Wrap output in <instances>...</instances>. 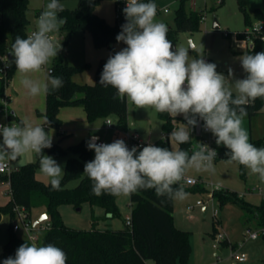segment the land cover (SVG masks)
Instances as JSON below:
<instances>
[{
  "label": "clouds",
  "instance_id": "clouds-1",
  "mask_svg": "<svg viewBox=\"0 0 264 264\" xmlns=\"http://www.w3.org/2000/svg\"><path fill=\"white\" fill-rule=\"evenodd\" d=\"M63 10L59 0H49L36 29L26 38L17 36L12 44L10 54L16 71L31 96L48 94L50 88L63 86L60 77L49 75L44 82L30 78V74L45 69L50 73L48 66L62 50V44L54 41L51 34L67 22L59 16ZM156 12L152 0H126V23L116 36L117 42L126 47L109 56L99 83L116 89L117 99H126L137 109L151 108L173 117L182 115L187 123L170 133L177 145L188 143L191 129L197 126L198 119L202 120L204 130L213 134L216 145L227 149V162L244 166L264 182V147L250 143L243 126L245 106L257 98L264 99V51L239 57L244 78H234L232 68L226 77L202 55L193 58L188 48L174 47L167 37V25L156 20ZM51 147L52 136L43 125H33L27 119L0 124V162L14 161L32 152L40 157L42 174L50 178L53 188H58L64 170L44 154L43 150ZM87 147L94 150L95 157L85 164L83 172L93 181L92 191L97 196H130L141 189H154L158 197L184 200L188 193L182 186H173L180 184L190 169L213 171L217 157L216 149L203 143L195 145L191 154L152 143L138 151L137 146L129 149L123 139L101 144L88 142ZM67 260L66 252L52 243H24L14 257L4 259L2 264H67Z\"/></svg>",
  "mask_w": 264,
  "mask_h": 264
},
{
  "label": "rangeland",
  "instance_id": "rangeland-1",
  "mask_svg": "<svg viewBox=\"0 0 264 264\" xmlns=\"http://www.w3.org/2000/svg\"><path fill=\"white\" fill-rule=\"evenodd\" d=\"M29 5L25 13L27 19V36L36 29L39 16L36 10H41L42 4L49 3V0H28ZM63 5V11L72 10L77 5V0H59ZM126 0H100L95 6L93 12L101 17L106 23L114 24L116 21L117 11H121ZM156 4V20L167 25V37L172 41L173 46H183L189 49V55L193 58L203 56L206 62L215 63L217 71L223 73L226 77L228 69L234 70V78H244L240 64L238 51L243 50L237 39L238 34H250L252 27H257L260 21L256 18L254 10L257 8L262 10L260 0H244L243 9L246 14L249 26H245L244 14L239 7L237 0H154ZM181 8L185 12L194 11L204 18L199 24L198 31H177L174 23V14L177 8ZM166 10V12H165ZM42 10L40 12H43ZM63 17L62 14H59ZM216 20L218 29L212 28L213 21ZM82 31H75L68 38H65V32L60 28L58 32L51 34L54 41L62 44L63 54L68 65L74 67H85L81 72L83 75L87 73L85 80L81 79L84 84H92L94 81V73L98 63L101 60H107L110 55L126 47L123 42L114 41L109 47L96 48L93 45L91 37L85 33L86 37H90V45L85 46L80 36ZM223 33H227L228 37H224ZM256 34V33H255ZM254 34V35H255ZM88 48V49H87ZM14 63V57H12ZM51 67V64L48 66ZM94 68V69H93ZM48 70L40 73L30 74V78L41 82L46 81ZM22 76L16 71L8 81V86L17 87L22 97L16 101L8 99L7 105L16 104V106H31L38 102L44 103L43 94L31 96L27 89L21 84ZM235 96V92L233 93ZM126 111V127L128 133H135L140 140L153 143L162 136H165L161 129L162 121L157 117V112L151 108L137 109L134 104L128 102ZM173 117V116H172ZM177 117H183L182 115ZM33 125H42L39 116L33 114ZM61 126L59 130L47 131L52 136V144L59 145L62 149L72 146L83 138L98 137L104 143H112L122 138V131L117 126V116L109 114L105 117H99L92 122H87L85 114L81 109L63 108L60 110ZM7 121L5 114L0 113V124ZM106 121L112 125L107 129ZM12 124L15 121H8ZM183 123L174 124V130L180 128ZM243 126L249 133L250 140H256L264 136V107L261 112L250 120L245 116L243 118ZM195 128V127H194ZM194 128L191 129V141L195 145L199 144L200 137L195 135ZM170 133L167 134L169 149H176V143L171 140ZM65 135V136H63ZM203 138V144L209 145L210 148L221 150L224 147L215 143V137L211 132L208 136L200 134ZM45 155L51 156L59 165L64 166L69 158H76L74 154L67 151L63 155L50 154L43 150ZM95 157L94 150H91L89 161ZM39 156L32 152H27L17 160L7 161L11 172L19 170L22 166L30 165L34 169L35 179L42 183H50V178L42 174L39 165ZM216 159V158H215ZM213 161V171H197L190 169L186 172L184 178H191L198 182L201 190H192L194 186H189L182 180L180 186L186 188L188 193L184 200H173L172 220L174 227L180 231L188 233L189 253L185 264H263L264 262V238L261 233L256 240L248 239L249 233L259 232L257 224L249 216L244 219V214L236 205L226 203L219 206L213 198V192L227 191L235 193L242 197L243 200L252 205H259L264 200V182H261L258 175L252 174L245 169V178L242 180L239 176L237 163H228L227 159H216ZM87 162H84L86 164ZM63 176V173H62ZM79 182L78 178H72L65 182L66 189H73ZM6 183L0 181V206L5 205L10 196L4 190ZM118 210L117 217H104L103 212L97 207H91L87 203H83L79 209H75L71 205H61L58 207V213L62 223L69 229L75 231H89L92 228L98 230H116L120 229L127 218L130 217V204L128 196H118L116 199ZM206 212L203 213V210ZM41 212L32 209L29 213V220L34 222ZM248 215V214H247ZM0 264L7 258V254L3 251V247L8 240L9 221L6 216L0 215ZM215 227L213 233L212 228ZM16 237L26 238V233L18 224L15 232ZM222 236V240L217 241L216 238ZM233 250L238 255L243 254L246 257L244 263H238L233 257ZM217 253V254H216ZM175 264H181L176 261Z\"/></svg>",
  "mask_w": 264,
  "mask_h": 264
},
{
  "label": "trees",
  "instance_id": "trees-1",
  "mask_svg": "<svg viewBox=\"0 0 264 264\" xmlns=\"http://www.w3.org/2000/svg\"><path fill=\"white\" fill-rule=\"evenodd\" d=\"M100 0H77V5L72 10H65L59 14L66 18V23L61 27L68 38L75 31L88 33L93 45L96 48L109 47L116 40V36L121 32V26L126 23L122 7V15L116 19L114 24L106 23L101 17L94 14L93 10ZM154 0H152L153 2ZM262 10L255 9V16L260 21V26L256 34H250V43L247 47L238 51V54H255L264 51V0H260ZM149 2V0H142ZM240 9L244 14L245 26H249L246 14L243 9L244 0H237ZM183 0H180V5ZM28 0H0V55L6 56L11 51L12 44L17 36L27 37L26 11ZM201 15L198 12H185L181 6L176 9L174 23L177 31H198ZM238 40L245 39V34L240 33ZM11 55V54H10ZM11 60L8 61L3 74H0V109L3 108L1 100L5 96V87L15 72V66ZM107 60H101L94 73L92 84H79L73 77L81 73L85 67H74L66 63L63 54L58 56L51 63L49 75L60 77L63 86L57 90L50 88L48 94H44L45 108L42 113L36 115L43 119L42 125L45 131L59 130L61 120L59 111L63 108L81 109L87 122H92L99 117L109 114L117 116V126L120 131H127L126 127V99L121 101L116 98V89L111 86H104L99 83L103 66ZM246 75V74H245ZM250 120L261 112L264 107V99L257 98L245 106ZM6 118L9 121L19 123L20 120L14 113L6 107ZM157 117L162 121L161 129L166 133L164 139H159L153 143L158 147L169 148L167 134L173 131L174 123H187L182 118L171 117L167 113H158ZM46 119L48 123H46ZM199 143H202L200 133ZM90 140L84 138L80 142L62 149L57 144H52L51 148L44 149L50 154L63 155L67 151L76 158L66 160L63 176L58 188H53L50 183L42 184L35 179L34 169L30 165L22 166L19 170L10 172L9 175H0V181L8 183L9 201L0 206V215L6 216L9 221L8 240L3 247L7 258L15 256L17 248L24 244H30L26 238L16 237L13 226L15 215L14 207L24 208L28 214L32 209L46 214L48 228L39 233L36 244L46 245L52 243L62 248L68 257L67 264H175L179 261L186 263L189 253L188 233L180 231L174 227L172 220L173 199L166 196L158 197L154 189H141L137 193L128 196L130 210V224L124 222L120 229L98 230L92 228L89 231H75L67 228L58 213L61 205H71L79 209L83 203L91 207L100 209L104 217H117L118 210L116 199L108 193L97 196L93 193V181L84 173V162H88L91 150L87 147ZM250 143L258 148L264 147V136ZM195 142L189 140L186 144H176V149L187 150L192 153ZM142 150V149H139ZM138 150V151H139ZM216 159H227L225 155L227 149L217 150ZM215 159V160H216ZM239 176L245 178L244 166L237 164ZM72 178H78L79 182L73 189H66L65 182ZM174 188L181 187L179 184ZM183 187V186H182ZM184 191L186 188H184ZM199 185L192 190H201ZM213 198L219 206L226 203L236 205L248 219L255 221L262 231L264 238V200L259 205H252L235 193L227 191L213 192ZM248 214V215H247ZM40 223V224H41ZM18 227V226H17ZM213 233L215 227L212 228ZM264 264V262H263Z\"/></svg>",
  "mask_w": 264,
  "mask_h": 264
},
{
  "label": "built area",
  "instance_id": "built-area-1",
  "mask_svg": "<svg viewBox=\"0 0 264 264\" xmlns=\"http://www.w3.org/2000/svg\"><path fill=\"white\" fill-rule=\"evenodd\" d=\"M125 5H126V3H125ZM165 12H166V10H165ZM120 15H122V10L117 11L116 19H118L120 17ZM203 20H204V18H201V22H203ZM259 26H260V24H259ZM259 26L252 27L253 29L250 32V34H255L258 31ZM250 34L246 31L245 39L238 41L239 44L241 45V47H243V50L247 47L248 43H250V38H249ZM223 36L228 37V34L223 33ZM261 40L264 41V37H261ZM6 66H7V57L0 55V74L4 73ZM48 74H50V73L48 72ZM5 89H6V87H5ZM7 101H8V99L6 97L3 100H1V104H2L3 108L0 109V113L3 112L5 114V117H6L5 111H6V107H7V104H6ZM8 121L9 120L7 119V121L5 123H2V124L3 125H11ZM203 125H204V122L202 120H200V134L208 136L210 131H205ZM106 127H107V129L112 127V125L109 123V121H106ZM162 138L164 139L165 136H162ZM121 139H123L125 141V143L129 147V149H131L133 146H137V148L139 150V149H142V147L147 146V144L149 143V142H144V141L140 140L139 137L135 133H128L127 131H122V138ZM201 139L203 142V138H201ZM95 143L101 144L104 142L102 140H96ZM10 172L11 171L9 169V164L7 162H0V175H7L8 176ZM183 181L186 185H189V186H194L197 184V181H195L194 179H191V178H183ZM13 212L15 215V221L17 223V226H18V224H20L23 231L26 233V240L30 244H32V243L36 244L39 233L46 230L48 228V225L46 223H41V224L39 223V224L33 226V222L31 220H29V214L24 208L14 207ZM125 223H126V225H129L130 219L127 218ZM261 232L262 231L260 230L259 232H256V233H249L248 239H250V240L257 239ZM216 240L217 241L222 240V236H218L216 238ZM233 257L236 259V261L238 263H244L246 261V257L243 254L238 255L237 253H235V250H233Z\"/></svg>",
  "mask_w": 264,
  "mask_h": 264
},
{
  "label": "crops",
  "instance_id": "crops-1",
  "mask_svg": "<svg viewBox=\"0 0 264 264\" xmlns=\"http://www.w3.org/2000/svg\"><path fill=\"white\" fill-rule=\"evenodd\" d=\"M28 5H29V2H28ZM45 7H46V5H45V3H43L42 4V8H41V10H36L35 12H37V15L38 16H40V12L42 11V10H45ZM80 38L82 39V41H83V43L85 44V46H87L88 47V44L90 45V37H86V35H85V33H82V35L80 36ZM88 49V48H87ZM242 51V50H241ZM94 69V68H93ZM87 73H88V71L86 72V73H84L83 75H81L82 73H78V74H76L74 77H73V80L76 82V83H79V84H84V83H82L81 82V79L83 80H85L86 78H88L87 77ZM49 75V74H48ZM87 80V79H86ZM5 95L7 96V97H9V99H10V97H11V101H16V100H18V99H20L21 97H22V94H20V92L17 90V87H10V86H8V84H7V86H6V89H5ZM43 99H44V94H43ZM12 102H10V104H9V106L7 105V107L14 113V115L19 119V120H22V119H27L30 123H33V119H32V116H33V114H36V112H40V113H42L43 111H44V108H45V102L44 103H42V101L41 102H39V104H38V102L37 103H35V104H32L31 106H23V107H21V106H16V104L14 105V104H11ZM59 119H60V111H59ZM172 117V116H171ZM175 118H182V117H175ZM40 119H41V121L43 122V119L40 117ZM61 120V119H60ZM174 124H176V123H174ZM173 130H174V128H173ZM194 131H195V128H194ZM196 135V134H195ZM63 136H65V135H63ZM84 139V138H83ZM161 139H163V138H161ZM97 140H99V139H97ZM159 140V139H158ZM157 141V140H156ZM168 141V140H167ZM154 143V142H153ZM5 162H7V161H5ZM8 163V162H7ZM196 185H199L198 184V182H197V184ZM196 185H194V186H196ZM8 184L6 183V188L4 189V190H6V192L8 193ZM9 194V193H8ZM242 198V197H241ZM247 202V201H246ZM249 203V202H248ZM206 210V209H205ZM42 213V212H41ZM1 218V217H0ZM256 240V239H255ZM148 264H150V263H148Z\"/></svg>",
  "mask_w": 264,
  "mask_h": 264
},
{
  "label": "water",
  "instance_id": "water-1",
  "mask_svg": "<svg viewBox=\"0 0 264 264\" xmlns=\"http://www.w3.org/2000/svg\"><path fill=\"white\" fill-rule=\"evenodd\" d=\"M212 28L214 30L218 29V24H217V21L216 20L213 21ZM7 58H8V61L11 60V55L9 53L7 54ZM199 133H200V120L198 119V124H197V126H195V134H196V136H198ZM89 140H90V142H94L95 143L97 139L96 140H93V137H90ZM205 212H206V210L204 209L203 210V213H205ZM46 218H47L46 217V214L44 212H42L39 215V217L33 222V226H35V225H37V224L45 221ZM13 226H14V230H16L17 229V223H16V221H13ZM1 251H2V249H0V253H1Z\"/></svg>",
  "mask_w": 264,
  "mask_h": 264
}]
</instances>
